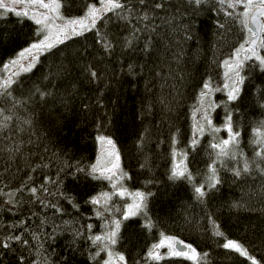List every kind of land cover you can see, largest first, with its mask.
I'll return each instance as SVG.
<instances>
[{"label":"trees","instance_id":"obj_1","mask_svg":"<svg viewBox=\"0 0 264 264\" xmlns=\"http://www.w3.org/2000/svg\"><path fill=\"white\" fill-rule=\"evenodd\" d=\"M132 2L139 6L138 0ZM163 2L164 9L149 12L150 21H132L145 29L134 34L132 25L126 26V22L115 17L107 25L98 22L101 33H108L114 44L111 54L96 42L98 37L93 30L41 55L31 71L12 77V95L28 103L13 110L15 115L9 128L0 129V239L13 231L23 234L29 244L0 249V264H21V257L23 264H94L89 260L94 248L85 229L93 224V233L101 234L106 226L84 201L89 195L109 190L108 182H77L60 170L66 165L95 163L100 148L98 134L116 141L121 167L132 176L125 182L129 191L153 193L149 198V215L155 225L152 230L143 227V216L131 217L121 224L115 251L125 254L128 264H149L145 254L160 241L161 233L191 244L200 253L207 252L206 264H250L223 249L225 239L240 241L264 264V173L255 167L259 162L256 152L264 146L255 142L260 137L253 133V129L264 131V71L255 59L245 61L240 96L228 104L236 130L241 133L237 158L217 161L215 166L222 183L201 203L195 198L193 186L207 181L208 166L216 159L210 145L227 139L228 133L223 128L225 109L221 106L212 113L213 124L221 131L206 130L202 136H196L199 143L194 148L190 146L193 126L200 119L199 113L193 115L198 107L197 96L209 77L214 87L224 88L227 79L222 62L243 42L246 30L225 15V10H233L217 0H206L199 8L190 6L188 0ZM71 3L70 10L62 9L67 18L82 16L86 5L98 4V0ZM240 11L241 8L235 10ZM218 24L225 28H218ZM182 25H192L191 40H183ZM36 28L33 21L14 14L0 18V83L7 79L3 65L37 39ZM126 39L132 40L131 47H123ZM181 48L177 63L174 55ZM130 64L134 74L128 71ZM89 66L100 73V79L92 81L88 77ZM36 89L50 95L40 100ZM226 92L227 89L214 92L210 99L218 104L226 101ZM0 107L11 108V103L0 97ZM26 119H31L32 124H24ZM97 124L101 125L99 130ZM142 133L145 142L141 151L136 144ZM17 146L19 151H15ZM173 148L178 154L187 153L184 162L192 181L169 179L173 164L181 159L177 155L174 161ZM145 161L147 166L141 169ZM245 161L251 172L237 180L232 169L242 168ZM45 178L50 181L46 187L57 195H38L63 208V212L43 206L26 190L16 191L25 184L39 188ZM56 181L62 183H53ZM58 188L75 196L79 210L59 197ZM12 192L19 203L9 211L10 205L4 201L9 199L7 193ZM114 199L115 208L120 211L114 208L109 220L122 218L128 204L126 197ZM21 220L26 222L24 226L8 228ZM216 226L223 237L214 235ZM77 229L84 233L81 237L74 236ZM33 233L38 239L33 240ZM106 258L102 253L97 259L102 264ZM150 264L191 262L165 255V259Z\"/></svg>","mask_w":264,"mask_h":264},{"label":"snow or ice","instance_id":"obj_2","mask_svg":"<svg viewBox=\"0 0 264 264\" xmlns=\"http://www.w3.org/2000/svg\"><path fill=\"white\" fill-rule=\"evenodd\" d=\"M206 0H188L190 6L194 8L201 7ZM220 5H227L228 9L233 11H226L225 15L231 18L234 22H238L242 30H246V38L240 43L232 55L225 59L222 63L227 69L225 76L230 80V83H225L224 88L214 87L211 77L204 80L201 85L200 92L197 96L198 107L195 109L193 115L200 114V119L193 126V138L190 141V146L195 147L199 141L196 139L197 135L202 136L206 130L212 133L221 131L220 127L213 124L212 113L221 106L224 107L223 128L228 133L227 139H222L219 143H212L210 147L215 151L216 159L209 164V175L205 183H201L193 186V191L196 200L201 203L205 198L216 190L222 183L221 178L217 174L216 163L222 158L236 159L239 151L240 135L241 133L236 130V126L233 120V112L228 109V104L237 101L240 93V85L244 82V76L241 72L244 68L245 61L253 60L258 61L262 71H264V0H217ZM138 5L133 3L132 0H98L97 3H88L85 7L84 14L80 17L67 18L63 15L62 9H71V0H0V18H7L9 14H14L18 18L31 20L37 26L35 35L36 40L31 42L27 47L21 49L16 58L10 59L3 65L5 71L10 67L14 68L20 66L24 72H29L38 62L41 55L45 53H51L53 49L59 45L64 44L66 41L71 40L73 37L83 36L86 32L95 30L98 37L97 43L101 44L104 52L111 54L114 50V44L109 38L108 33H101L98 22L103 25L111 22L112 17L120 21L126 22L127 25H132V32L143 31L145 29L139 28L132 24L135 20L137 24L141 21H150L149 12L152 10H162L165 7L163 0H138ZM241 8L242 11L236 13L235 10ZM223 10V9H222ZM31 13V15H30ZM111 14V16L109 15ZM147 25H145V28ZM184 36L183 40H191L192 37V25H182ZM218 28L224 29V24H218ZM132 40L126 39L123 47H131ZM148 45H145L147 50ZM183 49L174 55V59L179 63L182 56ZM244 53L241 58V53ZM26 61V66L22 63ZM128 71L130 74H134L133 65H128ZM88 77L92 81L100 79V73L96 71L92 66L86 69ZM16 73H13V76ZM182 79V77H181ZM15 81L10 76L4 79L0 83V97L4 98L5 103H11V108L5 109L0 107V129L9 128L10 122L14 118V109L20 106L22 103L27 104L28 101H21L16 99L11 92V86ZM227 89V100L221 101L219 104L210 99L212 93L220 92ZM35 95L40 100H45L47 95L40 89L35 90ZM31 96L29 97V100ZM46 103V101H45ZM87 109V105L84 106ZM6 112L12 114H5ZM24 124L31 125L32 120L26 119ZM101 127L97 124V129ZM23 130V129H18ZM178 131V130H177ZM254 135L260 137L256 143L264 146V131L261 129H253ZM97 142L101 145L100 151L97 154L95 163L90 165H82L76 163L74 165H66L60 171L65 172L74 181H80L81 179L88 181H107L109 190L100 191L93 195H89L84 201L85 204L92 206L94 216L102 221L106 226L105 230L101 234L93 233V224L86 226L87 239L91 242L94 251L90 252L89 260L94 264H101L97 259L101 257L102 253L106 254V259H103L102 264H128V260L125 254L115 251V246L120 242V229L123 221L135 216H143L145 223L144 228L149 231L152 230L155 225L149 215V198L153 195L151 192L135 191L130 192L125 186L126 181H130L132 176L129 172L125 171L121 167V152L117 147L116 141L111 136L98 134L96 136ZM145 142V136L142 133L139 137L136 147L138 150H143ZM172 142L175 145L176 135L172 137ZM15 151H19V146ZM242 155V152L239 153ZM173 159L177 155L181 156L179 163H174L170 170L169 179L176 181L187 179L192 181L193 177L189 172L187 165L184 162V157L187 153H177L173 148ZM256 156L259 157V162L255 164V167L264 173V147L256 152ZM46 166V165H45ZM147 166V161L140 165L141 169ZM39 167V166H38ZM251 172V167L248 161H245L242 168L232 169V175L235 179L239 180L243 175ZM31 179V176H29ZM50 181L45 178L44 184L39 188L27 187L22 185L21 188L16 191L23 192L28 191L35 200H38L45 207H53L57 212H63V208L56 204L46 201L38 195V193H45L47 195L55 196L57 193H52L46 187ZM59 185L61 181L53 182ZM149 183H151L149 181ZM60 198L66 199L74 209L79 210L80 205L76 201L75 196L69 195L66 192L57 189ZM9 199L4 201L5 204L10 205L9 211H13L16 205L19 203L13 197L15 193H7ZM125 197H131L132 203L125 204L122 218L111 220L109 216H113V209L115 208V199H124ZM239 205H233L237 207ZM116 212H119V208H115ZM26 222L24 220L19 221L16 224L9 225V229H19L24 226ZM24 231H28L27 227ZM84 233L77 229L74 232L75 237H81ZM33 240L38 239L35 233ZM214 235L223 237L224 233L219 230V227H215ZM161 239L158 243H155L145 254V261L159 262L165 259V255L160 252V249L167 248L168 258H183L190 261L191 264H206V258L208 253H200L191 244H183V242L177 240L175 237H169L161 233ZM13 244H21L27 246L29 241L23 237V234L17 235L13 231L7 232L3 239H0V249H11ZM221 247L230 252L238 254L239 257L245 258L250 261V264H260V262L250 254L248 248L240 241L225 239ZM21 264H23V257H21ZM137 264H140L137 261Z\"/></svg>","mask_w":264,"mask_h":264},{"label":"rangeland","instance_id":"obj_3","mask_svg":"<svg viewBox=\"0 0 264 264\" xmlns=\"http://www.w3.org/2000/svg\"><path fill=\"white\" fill-rule=\"evenodd\" d=\"M31 15V13H30ZM241 58L243 57L244 53L242 52L241 54ZM17 56V55H16ZM16 56L14 58H16ZM25 66H26V61H23L22 62ZM23 71V69L20 67V66H16L14 68L10 67L9 70L6 71V75H7V78H9L10 76L13 77V73H19ZM227 71V69L225 68V72ZM227 79V83H230V80L226 77ZM99 147L101 148V145L99 144ZM100 148H99V151H100ZM179 163V162H178ZM130 192H135V191H130ZM128 199V204L132 203V199L131 197H126ZM160 252L163 254V255H167V248H163V249H160Z\"/></svg>","mask_w":264,"mask_h":264},{"label":"water","instance_id":"obj_4","mask_svg":"<svg viewBox=\"0 0 264 264\" xmlns=\"http://www.w3.org/2000/svg\"><path fill=\"white\" fill-rule=\"evenodd\" d=\"M181 242H182V241H181ZM183 244H186V243L183 242Z\"/></svg>","mask_w":264,"mask_h":264}]
</instances>
